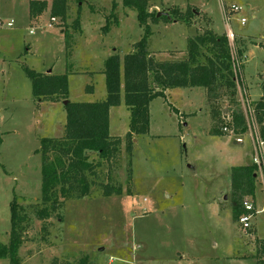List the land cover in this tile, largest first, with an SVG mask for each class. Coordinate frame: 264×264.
I'll return each mask as SVG.
<instances>
[{"label": "rangeland", "instance_id": "obj_1", "mask_svg": "<svg viewBox=\"0 0 264 264\" xmlns=\"http://www.w3.org/2000/svg\"><path fill=\"white\" fill-rule=\"evenodd\" d=\"M29 1L0 0V243L9 241V205L15 198L28 215L19 264H255L258 240L264 238L260 173L254 188L258 212L250 229L233 220L231 208L230 168L251 162L254 152V128L237 85L233 98L223 91L210 100L203 87H185L169 88L165 97L152 99L149 130L132 138L129 157L122 141L116 158L101 161L97 175L90 177L89 196L65 199L48 218L37 217L43 206L41 158L35 151L41 138L64 135L66 112L63 101L33 97L24 68L68 74L69 101L101 100L106 58L118 55L121 68L144 28L122 0L71 1L67 17H55L53 23L51 0L36 17L29 14ZM148 4L190 17L176 23L166 16L148 19L147 48L159 61L182 60L188 39L229 28L235 49L242 51L239 89L244 85L255 105L264 84V0ZM231 6L240 10L226 14ZM78 15L80 26L74 29ZM9 20L10 27L5 25ZM233 108L245 116L246 130L215 134L221 127L216 110L221 119ZM128 123L121 91L120 104L109 110L110 135L124 139ZM91 159L96 162V154ZM106 182L120 186L121 193L103 195L101 183ZM0 264H10L9 259L0 258Z\"/></svg>", "mask_w": 264, "mask_h": 264}, {"label": "trees", "instance_id": "obj_2", "mask_svg": "<svg viewBox=\"0 0 264 264\" xmlns=\"http://www.w3.org/2000/svg\"><path fill=\"white\" fill-rule=\"evenodd\" d=\"M80 4L82 0H51L50 17H67L70 2ZM148 0H122V6L136 12L139 24L144 28L142 37L132 45V49L123 56L122 66L118 55L112 54L104 62L103 74L106 96L96 101H69L68 74L39 73L28 67L24 70L31 82L33 97L41 101H63L66 119L64 135L59 138L43 137L36 153L40 154L41 165V204L36 211L39 219L48 218L68 198L89 196L92 180L96 176L101 161L112 162L116 158L119 146L125 141L128 157L131 152L132 138L145 134L149 130V103L156 97H165L169 88L203 87L208 99L223 94L233 98L235 81L233 78L228 40L225 34L217 35L211 30L198 34L187 42L186 58L182 60H156L147 48L150 33L148 19L157 21L156 12L148 10ZM116 8L117 3L112 2ZM47 8L46 0H30L29 14L36 17ZM172 19L189 22V16L180 11L169 9ZM79 15L73 23L74 29L80 26ZM103 31L107 30L111 16H107ZM116 19V18H115ZM117 23V20H115ZM64 29H62L63 31ZM242 51L238 50L241 55ZM91 90V88H90ZM129 110L128 131L124 139L109 133V109L121 102ZM256 117L260 136L264 139V84L263 95L255 103ZM231 127L236 134L246 130L245 117L239 108L230 109ZM220 126L222 119L216 110ZM220 128L215 134H222ZM96 154L97 161L91 159ZM130 178V170H128ZM256 181V166L249 162L230 168L232 217L234 221L244 212L242 201L253 198ZM102 194H120V186L109 182L101 183ZM10 233L7 244L0 243V258H8L10 264H19L18 249L24 241V231L28 215L15 198L10 201ZM255 264H264V238L258 240Z\"/></svg>", "mask_w": 264, "mask_h": 264}, {"label": "built area", "instance_id": "obj_3", "mask_svg": "<svg viewBox=\"0 0 264 264\" xmlns=\"http://www.w3.org/2000/svg\"><path fill=\"white\" fill-rule=\"evenodd\" d=\"M240 7L238 6H231L228 8H225L226 14L231 13L233 11H239ZM56 21L55 17H50V22L53 23ZM240 22L243 24L245 22V18H240ZM13 20H9L5 23L6 26L10 27L12 26ZM3 25V22L0 21V26ZM225 36L228 40V49H229V54H230V62H231V67H232V73H233V78L235 81V85L238 86V91H240V97L244 98V109L246 110V113L250 117V122L252 124V127L254 128V140H252L253 143V156H252V161L256 166V174L260 173L262 182L264 184V139L261 138L260 136V130H259V123L256 117V109L255 105H251L249 98H248V92L245 89V86L242 85L240 86L239 89V84L241 81H243V76H242V61L241 57L238 54L237 50L235 49L234 43H233V38L234 35L230 31L229 28H227L225 32ZM243 84V82H242ZM245 117V116H244ZM223 121V126L221 127L222 132H228L233 134V129L230 126L232 122V117L230 114L222 115L221 117ZM242 139L238 138L236 142H241ZM242 206L244 209V212L238 217V224L243 230H248L250 229L251 226V220L254 217L255 213L258 211L256 210L253 202L250 200V198H244L242 201ZM264 207V206H263ZM262 210V209H261Z\"/></svg>", "mask_w": 264, "mask_h": 264}, {"label": "crops", "instance_id": "obj_4", "mask_svg": "<svg viewBox=\"0 0 264 264\" xmlns=\"http://www.w3.org/2000/svg\"><path fill=\"white\" fill-rule=\"evenodd\" d=\"M148 10L149 11H152V10H161L160 8H158L157 6H152V5H148ZM163 10H168L169 11V9H163ZM171 22H173V23H176L177 22V20H175V21H172V20H170ZM214 33V32H213ZM216 34V33H215ZM225 34V33H224ZM171 89H166L165 90V96L167 95V94H169V91H170ZM90 92V91H89ZM92 101H94V100H92ZM110 110V109H109ZM242 142V141H241ZM238 143H240V142H238ZM258 177V174H256V178ZM250 200L253 202V204H254V206H255V194H254V196H253V198H250ZM256 208V207H255Z\"/></svg>", "mask_w": 264, "mask_h": 264}, {"label": "water", "instance_id": "obj_5", "mask_svg": "<svg viewBox=\"0 0 264 264\" xmlns=\"http://www.w3.org/2000/svg\"><path fill=\"white\" fill-rule=\"evenodd\" d=\"M160 16H166L169 20L175 21L174 19L171 18L168 10H159L156 12V17H160ZM68 100H63V104H66Z\"/></svg>", "mask_w": 264, "mask_h": 264}]
</instances>
